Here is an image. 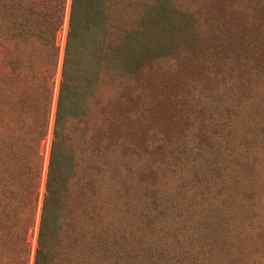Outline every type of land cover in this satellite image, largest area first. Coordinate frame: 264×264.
Masks as SVG:
<instances>
[{
  "label": "trees",
  "instance_id": "obj_1",
  "mask_svg": "<svg viewBox=\"0 0 264 264\" xmlns=\"http://www.w3.org/2000/svg\"><path fill=\"white\" fill-rule=\"evenodd\" d=\"M112 8L113 0H0V264H236L234 246L220 239L233 226L221 211L228 198L218 196L235 190L232 170L227 181L214 179L216 199L179 200L188 214L157 223L147 210L135 221L133 138L123 123L102 127L108 112L94 105L105 97V76L134 81L143 123L152 56L143 35L119 34ZM158 206V215L171 207ZM168 231L188 243L170 260L168 244L149 243Z\"/></svg>",
  "mask_w": 264,
  "mask_h": 264
},
{
  "label": "rangeland",
  "instance_id": "obj_2",
  "mask_svg": "<svg viewBox=\"0 0 264 264\" xmlns=\"http://www.w3.org/2000/svg\"><path fill=\"white\" fill-rule=\"evenodd\" d=\"M112 15L119 34L132 30L143 35L152 56L143 87L148 109L143 123L135 115L142 100L134 98V81L105 76L109 100L94 105V110L108 112L102 127L123 123L133 138L135 221L147 210L157 223L188 214L179 200L216 199L214 179L223 175L220 181H227L232 170L235 190L218 195L228 198L221 211L229 212L233 225L224 228L221 242L234 246L236 264H264V0H113ZM65 37L66 31L62 47ZM54 113L55 104L52 125ZM51 140L52 132L47 158ZM149 165L157 167V176L139 171ZM250 172L255 173L246 179ZM45 176L46 170L44 181ZM242 178L244 189L238 183ZM246 192L254 194L242 206ZM158 204L171 207L158 215ZM232 211L245 216L236 219ZM143 223L140 227L156 226ZM186 235L177 239L168 231L149 243L168 244L165 257L170 260L178 255L173 247L188 245ZM36 236L37 228L34 242Z\"/></svg>",
  "mask_w": 264,
  "mask_h": 264
}]
</instances>
